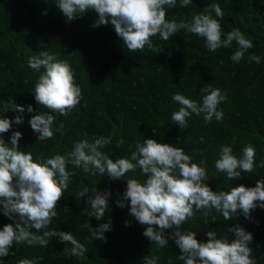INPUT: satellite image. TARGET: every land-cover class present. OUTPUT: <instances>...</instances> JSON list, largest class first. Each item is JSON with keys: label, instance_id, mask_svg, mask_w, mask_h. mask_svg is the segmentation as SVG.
I'll return each mask as SVG.
<instances>
[{"label": "trees", "instance_id": "1", "mask_svg": "<svg viewBox=\"0 0 264 264\" xmlns=\"http://www.w3.org/2000/svg\"><path fill=\"white\" fill-rule=\"evenodd\" d=\"M57 3L58 0H0V118L14 120L18 115L23 118L22 124L13 123L11 130L2 134L8 146H11L12 132H21L19 150L32 153L35 161L37 157L64 155L77 141L91 143L111 136L112 144L100 151L115 161L130 159L136 144L150 138L182 147L195 163L205 161L210 178L205 183L213 191H230L238 185L255 187L257 180L264 181V168L259 167L264 161V0H193L185 8L179 7L177 0L175 8L166 9L167 19L190 21L193 14L218 3L224 12L220 20L224 36L239 29L253 42L254 47L239 62L232 59L239 47L235 41L230 48L210 52L204 38L183 29L168 41L153 37L154 48L161 49L158 53L148 48L132 53L110 22L91 26L98 18L94 11L69 21L57 9ZM212 15L216 18L214 12ZM40 51L55 53L57 59L67 60L82 90L80 103L67 116L51 113L34 100V86L44 69L29 68L28 59L38 56ZM251 54L260 57L259 64L248 60ZM208 84L226 94L219 105L224 113L223 121L213 118L206 125L203 115H192L184 129L173 124L171 114L180 105L171 99L172 95L180 93L202 103L204 93L200 90ZM11 101L24 107L25 112L11 108L4 111ZM29 105L34 112H27ZM43 113L56 116L55 135L53 139L41 141L29 120ZM61 123L63 134L55 131ZM120 139L124 143L117 147ZM222 145L230 146L237 158L242 157L245 146L252 145L256 150L254 171L242 172L240 179H227L225 173L217 172L215 161L219 159ZM67 170L72 175L56 209L57 217L42 231L71 232L87 248L84 257L67 255L65 249L70 251L72 246L51 238L47 247L14 244L9 255L0 258V264H17L20 259L36 257H42L38 264H144L146 256H158L157 264H184L173 240L169 239L164 247L151 242L142 234L144 227L129 214L127 203L124 207L117 206L127 179L145 181L139 168L119 180H111L106 174H85L71 164ZM85 188L88 191L79 197ZM107 190L111 195L104 218L98 221L89 217L91 207L86 201ZM88 220L93 228L111 221V231L104 233L106 240L91 239L88 230L81 227ZM125 221L130 226H125ZM11 222L0 212V228ZM237 226L252 234L248 244L252 258L256 264H264L262 208L252 211L251 220L237 214L225 221L214 209L208 216L198 211L180 230L195 231L201 242L207 241L208 231H215L217 239L231 241L235 235L228 229Z\"/></svg>", "mask_w": 264, "mask_h": 264}, {"label": "clouds", "instance_id": "2", "mask_svg": "<svg viewBox=\"0 0 264 264\" xmlns=\"http://www.w3.org/2000/svg\"><path fill=\"white\" fill-rule=\"evenodd\" d=\"M192 3L193 0H179V7L185 8ZM176 6L177 0H58L56 5L69 21L94 11L98 18L91 26L98 27L110 22L116 35L132 53L143 52L145 48L158 53L161 49L154 48L152 38L159 36L161 40L168 41L181 29L204 38L210 52L221 47L230 48L235 41L239 47L232 59L236 62L254 47L253 42L239 29H233L224 36L220 23L224 12L218 3L209 4L203 12L193 14L190 21L179 22L167 19L166 9ZM213 12L216 18H213ZM248 60L260 63V57L255 54L249 55ZM28 67L35 71L44 69L34 86L33 96L37 105L61 116H67L77 107L82 99V90L67 60L57 59L55 53L40 51L38 56L29 57ZM200 91L204 93L202 103L180 93L172 95L171 99L180 105L179 110L171 114L173 124L184 129L192 115H203L206 125L213 118L217 122L223 121L224 113L219 105L226 99V94L212 88L211 84ZM9 108L25 112L24 107L12 101L4 111ZM34 111L31 105L27 107V112ZM55 120L56 116L49 113L35 114L29 124L38 134L37 139L44 141L54 138ZM13 123L22 124V116L18 115L14 120L0 118V212L12 221L0 228V258L8 256L14 244L47 247L51 238H58L60 242L72 246L70 251L65 249L67 255L84 257L87 248L71 232L54 229L42 231L48 229L57 217L56 209L64 198L72 175L67 170L71 164L85 174H106L111 180L122 179L139 168L146 177L145 181L141 183L137 179H127L126 189L116 201L117 206L124 207L127 203L129 214L144 227L142 234L151 242L164 247L169 239L173 240L179 248V259L184 264H256L252 249L248 247L253 236L242 227L228 229L235 235L231 241L217 239L215 231H208L206 242L199 241L195 231L180 229L196 212L203 211L208 216L213 209L221 213L225 221L237 214L251 220L252 211L257 207L264 209V181L257 180L255 187L238 185L230 191H213L205 183L210 179L205 161L195 163L182 147L158 143L150 138L136 144L130 159L114 161L100 151L112 144V137L108 136L91 143L87 140L74 142L72 149L64 155L37 157L34 161L32 153L19 150L21 132H12L11 146L3 140L2 134L8 133ZM63 129L61 123L55 131L63 134ZM123 143V139H120L117 147ZM242 152V157L237 158L230 146L222 145L219 159L215 161L216 171L225 173L227 179H240L242 172L252 173L256 167V150L252 145H247ZM259 167L264 168V161ZM87 191L85 188L78 196H83ZM110 195V190H107L96 193L94 199L86 201L91 207L89 217L98 221L104 218ZM124 223L130 226L129 221ZM81 227L88 230L91 239L106 240L104 233L111 231V221L93 228L88 220ZM41 231L42 234H36ZM40 259L42 257L20 259L17 264H38ZM158 260V256H146L144 264H157Z\"/></svg>", "mask_w": 264, "mask_h": 264}]
</instances>
